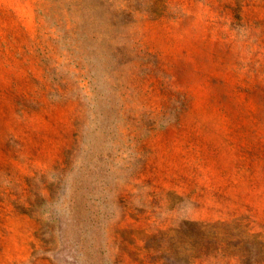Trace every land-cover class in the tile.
Here are the masks:
<instances>
[{"label":"rangeland","instance_id":"rangeland-1","mask_svg":"<svg viewBox=\"0 0 264 264\" xmlns=\"http://www.w3.org/2000/svg\"><path fill=\"white\" fill-rule=\"evenodd\" d=\"M0 264H264V0H0Z\"/></svg>","mask_w":264,"mask_h":264}]
</instances>
